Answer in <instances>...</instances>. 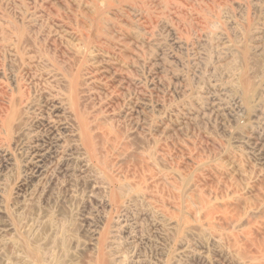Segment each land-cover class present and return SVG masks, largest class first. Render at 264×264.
Segmentation results:
<instances>
[{
    "label": "rangeland",
    "instance_id": "374dc122",
    "mask_svg": "<svg viewBox=\"0 0 264 264\" xmlns=\"http://www.w3.org/2000/svg\"><path fill=\"white\" fill-rule=\"evenodd\" d=\"M0 264H264V0H0Z\"/></svg>",
    "mask_w": 264,
    "mask_h": 264
},
{
    "label": "bare ground",
    "instance_id": "6f19581e",
    "mask_svg": "<svg viewBox=\"0 0 264 264\" xmlns=\"http://www.w3.org/2000/svg\"><path fill=\"white\" fill-rule=\"evenodd\" d=\"M77 90H78V83L74 82L72 84V88H71V100L73 102H76L77 104V100L74 101L75 99H77ZM28 91V90H27ZM10 96V95H9ZM66 101V100H65ZM18 100H17V104H18ZM75 104V105H76ZM2 105V104H1ZM7 107V106H6ZM77 107L75 106V109ZM78 110V108L76 109ZM78 112V111H77ZM78 114V113H77ZM73 117V116H72ZM74 118V117H73ZM78 118V117H77ZM96 121V120H95ZM73 123V121H72ZM105 123V122H103ZM112 125V124H111ZM110 125V126H111ZM76 126V125H75ZM77 126L79 129V136H80V140L83 144L84 149L86 150L87 154L92 157L93 159L98 158L99 160H102L104 158V155L107 153L108 148L106 147L107 145H110L112 148L116 147V141L111 139V136L108 137L111 134H108V132H104V128L102 127V124H97L95 126V133L91 131L90 127L88 126V124L85 122L84 119H82L81 117L78 118L77 121ZM76 126V128H77ZM108 127V126H107ZM119 132V131H118ZM113 134V133H112ZM120 134V133H119ZM122 135V134H121ZM122 137V136H121ZM110 142V143H109ZM109 143V144H108ZM125 146V145H124ZM128 152V151H127ZM118 156V155H117ZM92 160V159H91ZM93 161V160H92ZM94 162V161H93ZM115 162V161H114ZM146 163V162H145ZM127 164V162H126ZM141 164V163H140ZM137 165V164H136ZM140 166V165H138ZM142 169V168H141ZM141 171V170H140ZM140 178V177H139ZM137 179V178H136ZM151 179V178H150ZM199 202V201H198ZM208 203V202H207ZM229 204V203H228ZM219 206V205H218ZM226 207V206H224ZM219 208V207H218ZM221 209V208H220ZM231 209V208H230ZM217 210V209H216ZM234 211V210H233ZM210 213H213V211H211ZM209 214V213H208ZM206 214V215H208ZM210 215V214H209ZM205 216V215H204ZM207 217V216H205ZM235 218V216H234ZM233 218V220H235ZM220 219V218H219ZM225 221V220H224ZM257 240V239H256ZM258 245V244H257ZM258 247V246H257ZM243 255V254H242Z\"/></svg>",
    "mask_w": 264,
    "mask_h": 264
}]
</instances>
